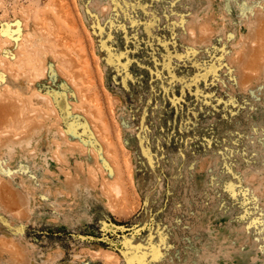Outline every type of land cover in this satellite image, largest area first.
Listing matches in <instances>:
<instances>
[{
	"label": "rangeland",
	"instance_id": "374dc122",
	"mask_svg": "<svg viewBox=\"0 0 264 264\" xmlns=\"http://www.w3.org/2000/svg\"><path fill=\"white\" fill-rule=\"evenodd\" d=\"M0 264H264V0H0Z\"/></svg>",
	"mask_w": 264,
	"mask_h": 264
}]
</instances>
